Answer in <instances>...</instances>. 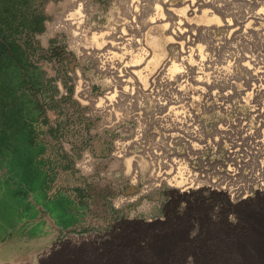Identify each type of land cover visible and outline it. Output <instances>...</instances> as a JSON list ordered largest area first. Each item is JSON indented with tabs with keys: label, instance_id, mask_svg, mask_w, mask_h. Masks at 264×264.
Returning <instances> with one entry per match:
<instances>
[{
	"label": "rangeland",
	"instance_id": "obj_1",
	"mask_svg": "<svg viewBox=\"0 0 264 264\" xmlns=\"http://www.w3.org/2000/svg\"><path fill=\"white\" fill-rule=\"evenodd\" d=\"M134 1L0 0V264H243L264 247V189L232 201L169 182L220 175L236 144L252 157L264 0L196 15L171 0L193 22L176 40L161 3L160 28H131ZM124 27L134 47L115 33L108 49ZM137 49L158 77L127 73Z\"/></svg>",
	"mask_w": 264,
	"mask_h": 264
},
{
	"label": "bare ground",
	"instance_id": "obj_2",
	"mask_svg": "<svg viewBox=\"0 0 264 264\" xmlns=\"http://www.w3.org/2000/svg\"><path fill=\"white\" fill-rule=\"evenodd\" d=\"M218 1H221V0H214V1L213 0H189L190 3H188V5H189L188 10H189V12L192 13L191 15H196L197 12L198 11L200 12V10H203V8H206V7H212L213 8V6H214L213 3L218 2ZM134 2H136V1H134ZM160 3L163 5L165 10L168 11L167 15L170 16L171 22L166 23L168 31H170V33L174 35L175 40L184 38V34L185 33L187 34L189 32L188 31L189 29H186L183 26H185L186 24L191 23V22L188 20V18H182L181 16L176 15V13L174 12V9H172V7H171V4H170L171 0H140V1H137L135 3L136 5L131 4V9H130V13H129L131 15V18H132V21H130V19H129V21L132 25L131 28L138 30V28H139L138 24H140V27L142 26L145 29L149 28V30L160 28V20H164V18L162 17V13L160 12ZM166 7H167V9H166ZM215 8H219V7L217 6ZM204 12L205 11H203V13ZM261 13L262 12H260V14ZM254 15H258V13H254V14L251 13V15H249V16H250V18H251V16H253V20L255 21L259 17L258 16L255 17ZM249 16L247 18H249ZM176 19H177V21H175ZM259 19L261 20V17ZM72 20H73V17L71 15H68L67 18L63 21L65 24H70ZM119 23H121V22L119 21ZM192 23H191V25H192ZM230 24L231 23H229V25ZM241 25H243V23ZM134 26H135V28H134ZM120 27L121 26L119 25L117 28H120ZM117 28L114 29L115 32H112V30H111L112 33H110L108 31L106 33H103L100 36L104 40V42H105L104 45L106 47H108L110 45L113 47V45L115 44V43L113 44L112 42H108V39H110V37L112 38V36L115 33L121 34L122 37L120 36V38H124L126 36V34L129 35V33L125 34V32H126L125 27L121 31H117L118 30ZM126 28H128L127 25H126ZM192 28H193V26H192ZM131 30H130V33H131ZM138 32H140V31H138ZM135 33H137V32H135ZM111 34H113V35L111 36ZM132 34H133V32H132ZM126 37H131L126 41H129V42L132 41V45L135 42H137L136 40L134 42V39H133L134 37L132 35L126 36ZM118 38H119V36H118ZM174 43L176 45L182 44L178 41H175ZM129 45L130 44L128 43V46ZM137 45H135V46H137ZM133 47H134V45H133ZM109 48H111V47H108V49ZM114 48H116V47H114ZM138 49H139V46H138ZM138 49H137L138 52L132 57V59L129 62H126L127 64H124V65H126L127 69H130V70H128L127 73L132 76L131 78H135L136 81H139L140 83L144 80V78L147 75H152V76L158 77L160 75V57L157 58L156 55H153L151 57V54L149 52H147L146 50L144 52H141L142 50H138ZM245 65L248 66V63H246ZM171 67H174V65H172ZM174 69L175 68H172L171 71H174ZM172 73H174V72H172ZM261 73H264V70L261 71ZM263 76L264 75H262V77ZM258 79H260V77H258ZM259 81L264 84V79L261 78ZM144 82H145V80H144ZM199 82L201 84L202 81L199 80ZM202 83H204V82H202ZM260 87H262V89H264V85L260 84ZM251 136L252 135H250V137ZM253 138H254V144L252 146V149L254 150V152L250 153L252 155V157H250L249 155H241L239 157V160H238L236 158L235 154L238 150L237 146H239V144H236V146H234V148H230L228 150L227 156L229 158V162L226 164L222 163L224 168H221L219 170L220 175L216 171L214 172L216 175H211V173L206 172L204 170H201L203 172L202 174L196 173L193 178H188V179L183 177V175L181 173H180L181 176H179L178 174H175L169 179V182L174 183V184H172V186L180 187L181 191H183V192L189 193V192L198 191L199 189H205V190L210 191V192L219 193V194L221 193V194L227 196L228 198H230L232 201H240L242 199H245V198L251 196L253 193H257L261 190L263 191V189H264V128L260 131L258 128L256 131V136ZM169 172H171V171H169ZM165 175L168 176L169 173L165 172ZM160 176H161V174H160ZM166 176H164L163 179ZM198 194L206 196L207 193L206 194L198 193ZM262 225H263V223H262ZM256 238L261 241L264 238V234H262V235L260 234V236H257ZM162 244H164V243H162ZM162 247H164V246H162ZM258 251H259V253H258L255 260L248 261L246 263L243 262V264H264V247H262ZM260 257H262L263 260L262 261H256ZM136 264H139V263H136Z\"/></svg>",
	"mask_w": 264,
	"mask_h": 264
}]
</instances>
